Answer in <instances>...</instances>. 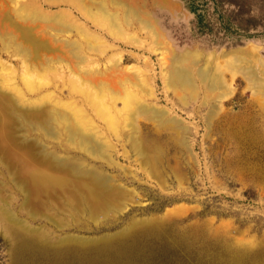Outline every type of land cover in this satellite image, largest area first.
<instances>
[{"label": "rangeland", "instance_id": "obj_1", "mask_svg": "<svg viewBox=\"0 0 264 264\" xmlns=\"http://www.w3.org/2000/svg\"><path fill=\"white\" fill-rule=\"evenodd\" d=\"M221 1L0 0V264H264V22Z\"/></svg>", "mask_w": 264, "mask_h": 264}, {"label": "bare ground", "instance_id": "obj_2", "mask_svg": "<svg viewBox=\"0 0 264 264\" xmlns=\"http://www.w3.org/2000/svg\"><path fill=\"white\" fill-rule=\"evenodd\" d=\"M108 21L110 22V19L109 18H108ZM38 47H42V46H38ZM249 47H251V46H249ZM255 49H258V47L255 46ZM261 50H263V49H261ZM196 55H197V53H191V54H188L187 53L184 57H181L182 58V62L181 63L184 64V63L189 62V60L191 59V57L192 56H196ZM199 57H200V55H199ZM34 58H36V57H34ZM103 76H104L103 79L101 78L100 81H99V85H100V87L98 88L99 97H95L94 95H92V94H90L88 92H85L84 93V96H86V97H92V96L95 97V99H92V101L95 103L96 106H99L101 108V112L104 115L107 124L110 125V126L111 125L113 126L114 124L115 125L117 124V122H116L117 115L111 111L112 110L111 109V104H110V102H108V100L111 98V96L115 95V93L118 94V92H114V90H113L114 87H112L111 84H110V82H109L110 81L109 80V76H106V75H103ZM97 78H99V77H97V75H96V77H94V79H97ZM172 83L174 84L175 87H177L178 85L189 84V80L187 79V76H186L185 71H184L183 68H181V70H180L179 73H178V70L177 71H174V77H173ZM122 86H123L124 107L125 108H128L130 106V102L135 97V93L131 89H129L128 87H126L125 84H123ZM33 87H34V85L31 84L29 88L32 89ZM59 112H61L59 110V108H56V110H54V116H53V118H54V121L56 123H58L57 121L64 122L66 120V117L65 116H67V113L65 112V114H62V113H59ZM68 116H70V115L68 114ZM73 118H74V122L76 124H73L74 125V127L72 129L73 132L71 133L72 134V137L70 136L69 140H71L73 142H76V143H81L83 146H85L86 148H89L90 150H96L95 145H93V143H92V141H94L93 138H92V136L89 135V134H87L88 131H89V128L92 127V125L90 124V121L88 120V118L85 117L82 114V112L80 110H78V109H76L74 111ZM60 166H62V165H60ZM62 167H64V166H62ZM69 168L68 169L71 170L70 172L74 174V171H73L74 168L73 167H72L73 169L71 167H69ZM31 175H32V177L34 179L36 177L46 178L45 175H38L34 171L31 172ZM79 177L81 178V180H84V178H85L84 175L83 176H79ZM76 179H78V178H76ZM50 180H52V179H50ZM77 195H79V194H77ZM77 195L71 193L70 196H71V198L73 200H79V198H78ZM53 208H54V206L48 208L45 205V206L42 207L41 211L44 214H48V213L54 214L53 217L56 218V222L63 224V222L61 221V218H59L56 215V213L53 211ZM2 210H5L4 207H2ZM2 213L5 214V212H1L0 217L4 216V214H2Z\"/></svg>", "mask_w": 264, "mask_h": 264}, {"label": "trees", "instance_id": "obj_3", "mask_svg": "<svg viewBox=\"0 0 264 264\" xmlns=\"http://www.w3.org/2000/svg\"><path fill=\"white\" fill-rule=\"evenodd\" d=\"M250 1L251 0H222L220 2L221 3L220 8L223 7V4H225V3L234 6L239 15H244V14L247 15L246 22L248 24V27L253 26V25L256 26V25L262 24L264 22V14L260 13V14L256 15L254 10L251 9L252 6H251ZM260 1L264 5V0H260ZM214 5H215V8L219 7V3H217V2ZM197 18H199L200 21L203 22L202 20H203L204 16L199 14V15H197ZM219 20L223 24H226L225 22H227L224 14H220ZM249 24H253V25H249ZM244 27H247V25Z\"/></svg>", "mask_w": 264, "mask_h": 264}, {"label": "water", "instance_id": "obj_4", "mask_svg": "<svg viewBox=\"0 0 264 264\" xmlns=\"http://www.w3.org/2000/svg\"><path fill=\"white\" fill-rule=\"evenodd\" d=\"M120 248L119 245H114L112 247H109V246H106V245H98L96 248H95V252L91 253L92 255L96 256L97 258H106V262H108L109 264H112L111 261L112 259L118 258V256L120 258L121 257V253L119 252L120 250H118ZM119 258V259H120ZM101 261V260H100ZM116 261V259H115ZM114 261V262H115ZM123 264H128L127 261H126V258L125 259H122L121 261ZM114 264V263H113Z\"/></svg>", "mask_w": 264, "mask_h": 264}]
</instances>
